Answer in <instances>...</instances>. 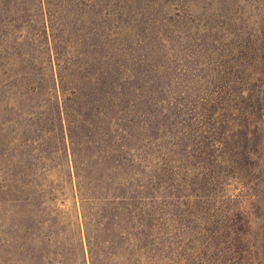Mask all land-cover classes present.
I'll list each match as a JSON object with an SVG mask.
<instances>
[{
    "label": "rangeland",
    "instance_id": "1",
    "mask_svg": "<svg viewBox=\"0 0 264 264\" xmlns=\"http://www.w3.org/2000/svg\"><path fill=\"white\" fill-rule=\"evenodd\" d=\"M237 1L238 20L212 4L206 22L218 29L192 48L210 63L179 73L191 76L187 86L196 95L190 102L180 97L178 114L161 115L170 125L166 135L151 138L147 127L140 129L136 143L153 154L159 179L141 222L129 224L128 204L119 206L117 224L91 221L93 240L104 241L99 264H264V134L258 132L264 128L258 115L247 117L255 98L240 102L235 86L250 76L254 97L264 89V60L254 50L251 57L229 55L232 39L250 50L263 42L264 0ZM236 29L244 38L232 37ZM237 58L243 59L238 73ZM16 111L0 125V264H91L76 179L67 174L73 167L63 149L55 153L52 134ZM97 207L109 215L114 204Z\"/></svg>",
    "mask_w": 264,
    "mask_h": 264
},
{
    "label": "trees",
    "instance_id": "2",
    "mask_svg": "<svg viewBox=\"0 0 264 264\" xmlns=\"http://www.w3.org/2000/svg\"><path fill=\"white\" fill-rule=\"evenodd\" d=\"M237 3L0 0V125L20 109L31 126L41 125V131L52 134L56 154L63 149L73 167L67 174L76 179L81 199L91 264H99L98 247L104 244L93 240V218L98 216L100 225L105 218L117 224L123 219L119 206L128 204L129 224L136 227L152 198L150 189L158 185L153 154L136 143L140 129L147 127L151 138L166 135L170 125L161 115L178 114L174 109L180 97L190 102L196 95L187 86L191 76L179 73L210 63L196 58L192 48L218 29L206 22L212 4L225 15L231 12L229 20H238L232 15ZM235 32L232 37L246 35ZM229 49V55L236 51L244 57L254 50L264 60V39L255 41L252 50L243 39H232ZM236 60L238 73L243 59ZM243 80L235 81L236 98L245 103L255 98L256 108L247 117L258 115L264 128V89L254 97L247 86L255 79ZM246 132L256 133L247 127ZM101 203L114 204L113 212L97 210Z\"/></svg>",
    "mask_w": 264,
    "mask_h": 264
}]
</instances>
